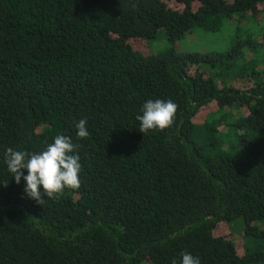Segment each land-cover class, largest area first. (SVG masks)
I'll list each match as a JSON object with an SVG mask.
<instances>
[{
    "label": "trees",
    "instance_id": "16d2710c",
    "mask_svg": "<svg viewBox=\"0 0 264 264\" xmlns=\"http://www.w3.org/2000/svg\"><path fill=\"white\" fill-rule=\"evenodd\" d=\"M227 24L223 51L178 48ZM148 99L176 104L170 126L139 130ZM57 134L80 157V186L42 205L4 157ZM183 252L264 264V0H0V264H179Z\"/></svg>",
    "mask_w": 264,
    "mask_h": 264
},
{
    "label": "clouds",
    "instance_id": "9594fccd",
    "mask_svg": "<svg viewBox=\"0 0 264 264\" xmlns=\"http://www.w3.org/2000/svg\"><path fill=\"white\" fill-rule=\"evenodd\" d=\"M175 113L176 104L173 101L148 99L141 105V114L136 117L139 130L145 133L149 130L165 129L172 124ZM86 124L84 119L76 123L78 138L89 135ZM74 148L70 137L57 134L53 141L39 152L6 149L4 164L17 184L23 178L24 192L42 204L44 197H53L65 188H79L81 163L79 155L74 153ZM173 264L176 262L173 261ZM179 264H201V261L191 253L183 252Z\"/></svg>",
    "mask_w": 264,
    "mask_h": 264
},
{
    "label": "rangeland",
    "instance_id": "374dc122",
    "mask_svg": "<svg viewBox=\"0 0 264 264\" xmlns=\"http://www.w3.org/2000/svg\"><path fill=\"white\" fill-rule=\"evenodd\" d=\"M233 32L234 29H232V26L228 24L226 29H223L222 31L219 32H206L203 30L196 29L186 34V36H184V38H182L179 41L178 48L186 51H202V52L223 51L229 46ZM167 43L168 41L166 37V31L164 29L159 30L156 38L150 41V45L153 46L154 48L165 47ZM134 44L140 50L145 51L148 49V44L143 39L136 40ZM230 83L242 88H247L248 86L251 85L250 81H240V80H235ZM217 108L218 106L216 102H212L210 105L201 108L200 111L194 117V121L197 123H202L205 117L207 116V114L213 110H216ZM236 223L240 224L239 221H237ZM230 228H231L230 226L226 224H222L219 227V229H217L216 233L230 234V232H232ZM231 229L237 232V234H233L232 236L236 240V242L239 243L240 246L242 244L241 243L242 238L240 237L239 234L243 235L242 232H238L236 230V224L234 225V227L232 226Z\"/></svg>",
    "mask_w": 264,
    "mask_h": 264
}]
</instances>
